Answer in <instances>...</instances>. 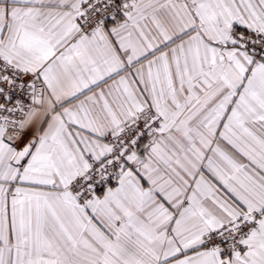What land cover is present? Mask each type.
<instances>
[{"label":"snow or ice","instance_id":"6c2138e0","mask_svg":"<svg viewBox=\"0 0 264 264\" xmlns=\"http://www.w3.org/2000/svg\"><path fill=\"white\" fill-rule=\"evenodd\" d=\"M0 264H264V0H0Z\"/></svg>","mask_w":264,"mask_h":264}]
</instances>
